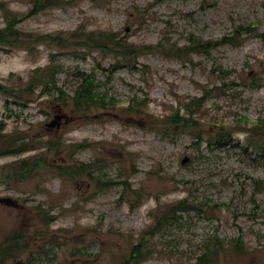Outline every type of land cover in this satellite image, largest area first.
<instances>
[{
	"label": "rangeland",
	"instance_id": "1",
	"mask_svg": "<svg viewBox=\"0 0 264 264\" xmlns=\"http://www.w3.org/2000/svg\"><path fill=\"white\" fill-rule=\"evenodd\" d=\"M67 1L29 17L32 0L0 6L21 14L32 40L81 26L140 51L127 63L74 46H0L6 87L42 75L26 102L0 94V264H122L134 246L139 264H196L214 238L212 264H264V153L254 146L264 145V0ZM49 64L65 97L43 85ZM77 72L94 77L96 106L72 105ZM21 161L40 166L18 178ZM180 200L188 209L162 220Z\"/></svg>",
	"mask_w": 264,
	"mask_h": 264
},
{
	"label": "trees",
	"instance_id": "2",
	"mask_svg": "<svg viewBox=\"0 0 264 264\" xmlns=\"http://www.w3.org/2000/svg\"><path fill=\"white\" fill-rule=\"evenodd\" d=\"M68 1L67 0H32L26 16H32L39 12H43L44 10H47L49 8L53 7H63ZM0 11L3 12L2 20L3 25L0 26V46L2 47H8V48H27L30 43L34 42H40L43 44H47L48 46H55L58 48H64L66 46H74L86 50H96L100 54H113L114 57H120V62H127V63H135V60L137 58V54L139 53L138 47L131 46L128 44H125L121 42L120 40H116V34L113 32H100V31H89L85 32L83 27H78L76 30L71 32L67 38H62L61 36L52 35V34H44V35H37L35 38H31V34H26L24 32H21L17 28V24L20 22V16L19 13H13L10 10H8L6 7L0 6ZM83 29V30H82ZM237 37H239L240 33L237 32L235 34ZM228 40H231L229 38ZM228 40H221L222 42H213L210 43V41L205 42H196L193 40H190V44L186 46L183 49L176 48V53L179 56L180 54H188V53H204L207 52V49H209L212 46H216L219 44H222L224 42L227 43ZM113 51H119L118 53ZM54 65H48L45 69L49 70L48 73V81L43 82V85L47 88L50 84L53 87V90L58 93L59 95L63 96L62 92H60V89H56L55 82L53 81V67ZM43 69V70H45ZM40 69L36 68L33 70L32 74L33 76H29L28 79L25 82H21L22 78L18 77L19 85L13 88H8L4 84L0 82V94H3L6 96L5 105L8 104V98H13L14 101H11L9 103H17V101H28V98L25 95L32 94L35 86L34 83L41 79L42 75L38 74ZM75 75H77V81L78 83L73 88L72 95L69 97L72 101V105L75 109H86L89 107L96 106V102L100 101L99 95L95 92V80L94 77L83 73V72H77ZM50 79V80H49ZM7 88L10 92H7ZM52 90V91H53ZM65 97V96H63ZM68 97V96H66ZM176 118L178 116L176 115ZM175 118V120H176ZM182 121V119H181ZM191 122L190 119L186 121V124ZM192 123V122H191ZM195 126V125H194ZM2 128L0 127V135H1ZM1 138V137H0ZM220 141L219 137H214L213 143H218ZM1 142V139H0ZM8 144V143H7ZM49 146V145H48ZM75 149L79 150L80 147H82L80 144H74ZM254 146L257 149V152L264 153V145L259 144ZM28 148L25 146H21L20 148L16 149L18 152L27 151ZM8 151V150H7ZM11 152V151H9ZM40 166V162H31L30 164H26L25 161H21V171L15 172L18 173V178H26L29 174L30 170L34 169L35 167ZM61 169V168H59ZM80 169V168H77ZM83 170L85 168H82ZM76 170L74 167H66L62 169L64 174H68L69 176L73 175ZM95 178L94 176H92ZM98 188H103L107 186L106 181H99L97 184ZM185 200L177 201L175 206H168L169 208L166 211V214L163 215L161 218L162 220L165 218H173V214L175 212H181L186 211L188 208L184 205ZM197 209V208H195ZM43 216V214H41ZM46 217V216H45ZM157 223H161V221H158ZM144 242H147V239L145 237L141 238V244ZM220 240L217 238L210 239L207 242L203 244V252L197 256L196 264H212L214 261V256L220 249V245L218 243ZM236 243H240V240L236 239ZM138 246L133 247V251L127 256V258L123 261L122 264H139L140 261H142V258L145 257V255L140 259L139 258V251ZM137 251L138 253H136ZM144 252L142 251V254ZM141 255V254H140ZM1 259V258H0Z\"/></svg>",
	"mask_w": 264,
	"mask_h": 264
},
{
	"label": "water",
	"instance_id": "3",
	"mask_svg": "<svg viewBox=\"0 0 264 264\" xmlns=\"http://www.w3.org/2000/svg\"><path fill=\"white\" fill-rule=\"evenodd\" d=\"M263 41H264V33H263ZM184 161V160H183Z\"/></svg>",
	"mask_w": 264,
	"mask_h": 264
}]
</instances>
